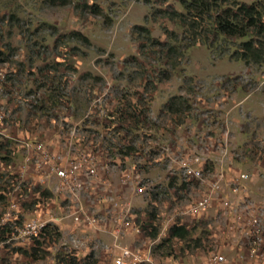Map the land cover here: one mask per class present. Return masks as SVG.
I'll return each mask as SVG.
<instances>
[{
    "label": "rangeland",
    "instance_id": "374dc122",
    "mask_svg": "<svg viewBox=\"0 0 264 264\" xmlns=\"http://www.w3.org/2000/svg\"><path fill=\"white\" fill-rule=\"evenodd\" d=\"M217 11L0 0V264H111L121 247L149 259L139 264L251 263L253 219L264 227V60H242L245 38L213 31ZM29 141L93 172L73 194ZM33 218L46 230L28 240L19 231Z\"/></svg>",
    "mask_w": 264,
    "mask_h": 264
},
{
    "label": "built area",
    "instance_id": "2783aa9c",
    "mask_svg": "<svg viewBox=\"0 0 264 264\" xmlns=\"http://www.w3.org/2000/svg\"><path fill=\"white\" fill-rule=\"evenodd\" d=\"M1 123V118H0ZM26 149L31 153L32 157L37 161V163H50L52 174L56 179H58L63 187H67L73 194H75L76 185L74 181L77 176L81 173L82 169L85 167L88 173H92L93 169L88 168V160L86 158H74L69 161H58L53 155L46 150L44 143L41 141H29L24 143ZM90 162V161H89ZM185 172L194 178H201V169L199 167H193L184 163ZM245 174H241L240 178H245ZM216 183H211V188H215ZM139 191L142 187L138 188ZM207 199H202L195 202L191 207H189L188 212L192 214L198 212L205 207ZM80 212V213H79ZM75 220L82 219L84 216L81 215V210L76 211ZM85 219L94 222V217L85 216ZM47 221H41L40 219H31L23 228L19 231L20 235L26 239H30L36 236L43 228H45ZM128 224V223H126ZM252 231L249 240V257L251 259L250 264H264V227L259 225L258 219H253L252 221ZM262 226V227H261ZM143 261H149V259L137 252L135 249L128 247H121L117 253L114 254L111 264H139ZM225 261L224 255L217 254L213 257L214 263H221ZM173 264V263H166Z\"/></svg>",
    "mask_w": 264,
    "mask_h": 264
},
{
    "label": "trees",
    "instance_id": "16d2710c",
    "mask_svg": "<svg viewBox=\"0 0 264 264\" xmlns=\"http://www.w3.org/2000/svg\"><path fill=\"white\" fill-rule=\"evenodd\" d=\"M197 16L208 14L216 7L220 11L210 16L213 31L223 36L245 38L242 42L240 58L246 62L259 63L264 60V0H180ZM226 4L229 7L223 8ZM230 6L235 9L232 11ZM195 15V16H196ZM46 230V229H43ZM52 234H56L52 233ZM187 231L182 226H172L170 237L184 238ZM66 264H95V261H64Z\"/></svg>",
    "mask_w": 264,
    "mask_h": 264
}]
</instances>
